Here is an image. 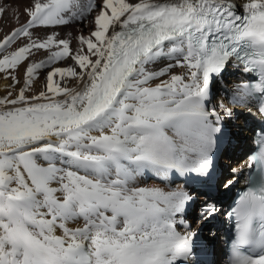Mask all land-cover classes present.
<instances>
[{
    "label": "snow or ice",
    "instance_id": "1",
    "mask_svg": "<svg viewBox=\"0 0 264 264\" xmlns=\"http://www.w3.org/2000/svg\"><path fill=\"white\" fill-rule=\"evenodd\" d=\"M24 13L0 38V264H196L189 208L208 197L200 225L219 209L192 185L211 187L243 110L260 117L258 172L227 213L228 264H264V0H29ZM86 17L75 49L34 35ZM230 64L254 82L216 101Z\"/></svg>",
    "mask_w": 264,
    "mask_h": 264
},
{
    "label": "bare ground",
    "instance_id": "2",
    "mask_svg": "<svg viewBox=\"0 0 264 264\" xmlns=\"http://www.w3.org/2000/svg\"><path fill=\"white\" fill-rule=\"evenodd\" d=\"M3 2L4 0H0V5H2ZM234 2L239 4L241 0H234ZM19 4L20 5L17 7L14 6V14H13L14 16L12 17H10L12 14L10 13L9 9L3 8V13L0 14V38H2V36L4 35L3 32H6L9 26L11 27V24L14 23L13 28H16L26 22L27 16L24 13V9L28 6L29 2L27 0L23 2L20 1ZM93 27L94 26L90 23V20L85 21L78 19L71 21L66 26H56L47 29H37L35 30L34 35L38 36L39 38H44L47 34H51L52 32H55L58 34V38L69 39L70 41H72L73 49H75L78 46L77 38L80 35H85V36L88 35L90 31L93 30ZM45 56L46 53L40 51L35 55H33L31 59L35 61L45 58ZM69 62H61V64L58 66H64L65 63H69ZM23 71L24 68L21 67L17 71V73L22 74ZM175 71L178 72L180 71V69H176ZM249 74L250 73H245L242 71V69H237L230 64L227 70L225 71L223 77L218 78V84H217L216 96H215L216 101H220L226 96L230 97L232 91L235 89L237 84L246 83ZM40 76L43 79L42 85L44 86L45 83L44 78L46 76V71H42L40 73ZM224 79H228L227 84L225 83L226 85L224 84ZM222 84H224V86ZM7 85H9V80L0 78V92H5ZM243 111L244 114L231 123L229 136L222 138V140L219 142V149L215 153V171L213 173V178L210 181L211 187L200 184H198L199 187L198 186L195 187L192 185V187L197 188L199 191H201V193H205V192L209 193L213 198L211 202L215 203L216 207L224 203V201L222 202L221 199L225 198L226 191H228V189L227 190L224 189L222 183H220L219 187H217V184L221 180H227L229 178H232L231 169L232 168L238 169L239 166L242 165V163L244 162L243 156L246 153L248 147L250 146L247 133L249 132L248 125L249 123H251V120L250 117L247 115L246 110ZM140 182L142 184H149V185L153 183H159V181L152 178L150 174H147L145 177H142ZM182 183H183L182 180L177 179L175 184H173L172 186L175 187ZM228 198L229 197H227V199ZM207 199H208L207 196L201 194L198 197V199L195 201V203L192 204L189 208V215H188L189 224L192 229L197 230L198 232V235L196 236L194 243L196 247V253L197 255H199V260L197 262L194 256L192 258L196 262V264H214L213 262L219 254V247L215 239L212 240L211 238H208V235L206 237V235L202 233V229L205 224L200 225L197 223V221L199 220L201 203L202 201ZM196 204L198 210L194 212V206Z\"/></svg>",
    "mask_w": 264,
    "mask_h": 264
},
{
    "label": "rangeland",
    "instance_id": "3",
    "mask_svg": "<svg viewBox=\"0 0 264 264\" xmlns=\"http://www.w3.org/2000/svg\"><path fill=\"white\" fill-rule=\"evenodd\" d=\"M20 1H26V0H4V2H3V4L2 5H0V8H7V9H9V11H10V13L12 14L10 17H12V16H14L13 14H14V6H19L20 4H19V2ZM28 2H29V0H27ZM92 15H94V13L92 14ZM12 20V19H11ZM83 20H85V21H89V20H91V17H86V18H84ZM19 24V23H18ZM12 27V28H11ZM11 27L9 26V28L6 30V32H3V34L4 35H6V33L8 34V33H10L11 32V30L12 29H14L13 27H14V23L13 24H11ZM16 74V76H17V78L21 81V84H18V85H16V87L14 88V89H11L12 91H13V94H15L16 92H18V89H19V87L20 86H22V80H23V73L22 74H18L17 72L15 73ZM4 73H0V78H4ZM9 80V84H11V80L10 79H8ZM42 82H43V79H42V77L41 76H39V78L38 79H35L34 80V82H33V85H32V88H31V92L29 93V94H35V93H37L39 90H41L42 88H43V85H42ZM227 82H228V79H224V84L226 83L227 84ZM69 83V85L71 86V85H73L75 82L73 81H69L68 82ZM224 84H222L223 86H224ZM225 84V85H226ZM9 89H7L6 88V91L5 92H0V96H2V95H6L7 94V91H8ZM197 209V207L195 206L194 207V211Z\"/></svg>",
    "mask_w": 264,
    "mask_h": 264
}]
</instances>
